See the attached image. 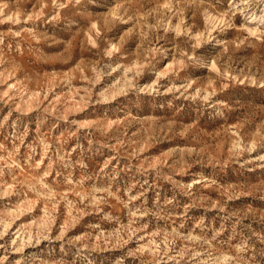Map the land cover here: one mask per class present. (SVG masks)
<instances>
[{
  "label": "rangeland",
  "instance_id": "obj_1",
  "mask_svg": "<svg viewBox=\"0 0 264 264\" xmlns=\"http://www.w3.org/2000/svg\"><path fill=\"white\" fill-rule=\"evenodd\" d=\"M0 264H264V0H0Z\"/></svg>",
  "mask_w": 264,
  "mask_h": 264
}]
</instances>
